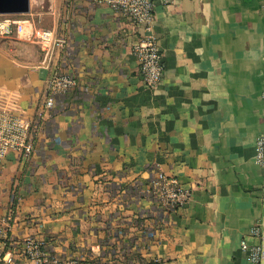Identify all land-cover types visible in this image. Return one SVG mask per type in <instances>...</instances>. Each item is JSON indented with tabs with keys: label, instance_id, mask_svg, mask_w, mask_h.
Here are the masks:
<instances>
[{
	"label": "crops",
	"instance_id": "1",
	"mask_svg": "<svg viewBox=\"0 0 264 264\" xmlns=\"http://www.w3.org/2000/svg\"><path fill=\"white\" fill-rule=\"evenodd\" d=\"M63 45L0 39V108L35 119L55 67L76 87L43 116L28 158L9 152L0 175V230L14 264L26 237L57 257L88 260L140 231L125 182L158 167L192 188L148 250L107 264H251L241 249L261 223L264 168L254 142L264 128V0H153L149 32L105 5L49 0ZM31 29L26 28L25 35ZM151 35L164 74L144 86L132 53ZM30 40V41H25Z\"/></svg>",
	"mask_w": 264,
	"mask_h": 264
},
{
	"label": "built area",
	"instance_id": "2",
	"mask_svg": "<svg viewBox=\"0 0 264 264\" xmlns=\"http://www.w3.org/2000/svg\"><path fill=\"white\" fill-rule=\"evenodd\" d=\"M90 4L99 6L105 5L114 13L142 31L149 32L154 21L153 0H88ZM171 0H163L168 4ZM9 17L0 21V37L10 35L22 38L33 36L32 28L30 33L25 35L24 19H12L17 15H4ZM19 16V15H18ZM36 37L42 46L51 48L53 44L63 45L64 41L56 39L50 30H41ZM132 53L138 64V73L145 87L153 89L162 80L164 64L162 53L151 35L144 36V39L132 47ZM76 79L73 75L64 72L59 66L55 67L46 81L44 98L40 112L35 119L28 118L22 114L0 108V175L3 162L9 152L19 153L23 158H28L34 151V139L38 132L40 122L44 115L51 111L56 104L57 98L68 93L76 87ZM261 99L264 108V86L261 91ZM257 164L264 168V128L257 135L254 142ZM120 192L134 203L145 201L148 204L146 210L137 209L134 217V227L140 231L137 238H130L123 243L118 250L112 247L106 248L103 254H96L92 260L80 256L57 257L51 254V248L45 240L34 237H26L21 245L22 256L32 264H107V256L118 254L119 259L124 260L132 252L148 250L155 242L157 231L168 224L171 214L184 208L192 199V188L185 186L174 175L166 174L158 167L149 168L148 176L145 178H134L125 182L120 187ZM250 236L259 240L257 244L250 245L244 237L241 242V249L246 254L251 264H259L261 260V223L255 224L250 229ZM7 235L0 230V264H14L11 253H5ZM157 264V261L154 262Z\"/></svg>",
	"mask_w": 264,
	"mask_h": 264
},
{
	"label": "rangeland",
	"instance_id": "3",
	"mask_svg": "<svg viewBox=\"0 0 264 264\" xmlns=\"http://www.w3.org/2000/svg\"><path fill=\"white\" fill-rule=\"evenodd\" d=\"M53 17L54 14L52 12L51 3L49 0H30V12L25 15H17L11 17L12 19H24L28 21V25L25 24L26 28L34 30H47L53 25ZM9 17H5L4 15H0V21L3 19H7ZM34 36V35H33ZM13 38L16 35L13 34ZM2 37H0L1 39ZM22 38V37H21ZM33 37L31 36L32 40ZM25 40V41H30Z\"/></svg>",
	"mask_w": 264,
	"mask_h": 264
},
{
	"label": "water",
	"instance_id": "4",
	"mask_svg": "<svg viewBox=\"0 0 264 264\" xmlns=\"http://www.w3.org/2000/svg\"><path fill=\"white\" fill-rule=\"evenodd\" d=\"M30 12V0H0V15H25ZM261 260L264 264V201L261 220Z\"/></svg>",
	"mask_w": 264,
	"mask_h": 264
},
{
	"label": "bare ground",
	"instance_id": "5",
	"mask_svg": "<svg viewBox=\"0 0 264 264\" xmlns=\"http://www.w3.org/2000/svg\"><path fill=\"white\" fill-rule=\"evenodd\" d=\"M26 23L28 24V22H25V23H24V29H25V31H26V26H25ZM27 24H26V25H27ZM28 25H30V24H28Z\"/></svg>",
	"mask_w": 264,
	"mask_h": 264
}]
</instances>
